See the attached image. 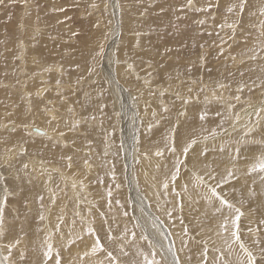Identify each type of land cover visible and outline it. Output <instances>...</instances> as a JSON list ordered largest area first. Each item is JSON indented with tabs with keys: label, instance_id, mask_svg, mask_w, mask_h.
I'll return each instance as SVG.
<instances>
[{
	"label": "rangeland",
	"instance_id": "1",
	"mask_svg": "<svg viewBox=\"0 0 264 264\" xmlns=\"http://www.w3.org/2000/svg\"><path fill=\"white\" fill-rule=\"evenodd\" d=\"M186 2L187 0H4V4L0 5V132L9 134L14 131L16 133L24 131L27 143H35L38 140L37 143L40 146L45 147L47 144L48 148L51 144H57L56 147L61 150H70L71 153L68 157H71V161L76 167L81 163L84 166L86 160L87 163H90L92 158L100 161V163H93L95 169L91 175L85 177L83 174H86L87 171L83 173L78 170L75 176L81 182L88 181L93 190L91 191L92 195L89 196L90 205L93 206H90V220L87 223L76 217L75 226L86 233L88 225L91 224L97 230L102 242H105L109 226L113 228L114 235L127 228L129 235L126 238L125 251L129 255L124 256L118 251L114 252L121 264H144L143 256L140 253L142 252L151 259L153 251L156 252L155 259L162 261V264H177V260L179 264H186V258L192 260V264H204L205 259L206 264H223L220 260L221 252L224 254L225 261H228L229 264H237L238 257L242 256L238 246L229 250L225 243L226 237L217 235L216 226L220 217L219 214H216L215 209L218 207V202L208 203L205 198L207 195L206 186L198 184V197L205 201L201 206L200 203L191 200L192 194L188 199L187 196L177 195L176 197L179 190H176L178 187L175 188L174 184L176 180L184 184L189 176L188 173H193L189 157L192 156V150L195 151L198 144L204 147L198 154L202 159L200 164L204 165L206 169L205 171H195V173L199 174L205 185H215L218 180H221L217 168L213 167L215 158L223 160L225 163L223 166L225 165L227 168L229 162L236 163L239 156L241 157L239 162H241L251 158V155L261 154V146L258 143H251L252 138L244 136V134L250 126L248 124L249 114L264 105V87L257 86L254 90L246 88L243 93H238L236 89L241 82L249 85L252 81H256L257 85L264 83V79L257 75V73L264 75V27H262L264 16L260 14L264 10V0H250L240 26L236 28L234 38H230L233 35V30L228 25L240 18L235 14L228 13L227 8L236 0H211L213 4L219 3V7H213L211 12L198 10L202 7L207 9L209 0H194L193 8L184 7ZM93 5L96 6L93 7ZM201 21L204 23L201 24ZM128 23L133 28L128 26ZM221 24L224 25L222 29L219 27ZM220 51L224 52L223 56L219 55ZM126 54L129 55L130 60L136 56L131 61L132 69L125 62ZM253 55H256V59L249 58ZM233 56H235V60L231 58ZM151 64L156 67L150 69ZM114 65H122L125 69L130 68L126 77L118 78L114 73ZM146 66L151 74L144 70ZM55 68H59V71H54ZM108 71L113 74L110 75ZM241 72L244 73L243 76L240 75ZM118 80L119 82H117ZM130 80L136 85L147 84L146 90L157 92L159 95L157 98L161 101L159 108H154L148 114L141 112V107L130 99L129 95L134 93L128 87L131 86ZM58 81L59 83H57ZM220 84L231 86L220 88ZM143 86L145 87V85ZM189 87L196 91V95H194L196 97L189 94ZM256 91L259 92L256 93ZM45 93H51V97H45ZM236 95H241L240 101L235 100ZM192 96L193 98H191ZM53 97H62L69 104H67L68 107L64 106L58 109V111H62L60 113L57 111V114L67 116L71 123L73 121L72 124L76 121L80 123L75 128L71 123L62 121L59 122V126L52 125V133L56 139L50 142L46 139L40 140V138L33 137L28 130L23 129L26 124L40 129L39 126L30 123L31 114H38V109L34 104L40 100L39 104H42L44 108H49ZM186 99L190 100L187 103L188 109L203 105L202 108H199L205 110L204 113H208L207 120L203 121V124L206 122L205 125H208V121L210 124L217 122L223 127L218 126L219 128L215 130L218 134L212 139H209L208 136L205 141L197 142L189 150L185 159L181 153L186 144H178L177 138L180 125L191 121V114H181L186 110L184 102ZM116 101L119 102L118 106L115 105ZM72 103L76 107H73ZM249 103L251 108H248ZM229 105H234V107L229 108ZM69 107L72 109L71 111H68ZM165 108L168 109L167 112H164ZM214 109L218 112H212ZM20 111L25 115L23 117L24 125H19L14 116ZM132 115L138 121L136 125L130 119ZM142 115L147 118L154 115L155 119H159L157 123L152 124L151 131L144 132L142 136L165 131L164 142L162 141L160 145L162 148H167L169 133L175 129L177 159L183 161L179 165V177L174 184L172 182L169 184V187H174L176 205L172 201L167 207L151 202L148 192L153 193V188L147 187L138 178L144 176L142 171L144 169L142 162L144 154L143 151H139L138 160L135 161L133 150L136 148V139L138 138L136 134L140 132L144 124ZM235 115L240 116L239 123H236L232 118ZM261 115L259 131L253 133L257 141L264 137L262 136L264 135V113ZM93 117L95 119H92ZM3 120L7 121L5 127H3ZM252 121L255 122L254 115H252ZM67 125H71V131H66L63 128ZM132 128L137 131H133ZM224 129L227 131L225 132ZM233 131L236 136L232 135ZM61 132L65 135L61 136ZM67 132H70V137ZM99 137L110 143L109 151L102 150L105 143L102 146L103 144L99 143ZM10 139L14 138L10 137ZM245 139L249 140L246 145L241 143ZM6 142L7 140L4 142L0 139V198H2L0 200H3L6 194L4 185H7L8 188L0 245L13 243L19 239V245L11 252V264H40L45 244L39 245L38 241L40 235L46 236L45 231L42 230L43 227L47 226V229H52L54 240L60 237V235L56 236L59 232L52 228V224L45 220L51 221L53 212L57 208L67 211V206L74 200V196L81 198L80 190L84 187L79 183L80 186L76 187V191L72 193L60 178V174L55 171L59 169V172L65 174L66 177H71L68 179L72 180L73 176L66 174L63 169L68 157L64 162L55 165L49 159H43L37 153L24 149L23 146L19 151H16L17 147L14 144L8 145ZM207 144L210 145L205 147ZM84 146L91 149L87 150L86 154ZM256 148L259 149L257 153L258 149ZM237 150H239V154H237ZM164 152L166 153V151ZM108 153L112 154L111 157H114L115 161L113 158L108 159ZM246 153L251 155L248 156ZM215 154L218 156L216 157ZM208 157H211L212 162L206 161ZM19 159L23 160V165L17 173ZM25 165L27 168L24 167ZM84 168L87 170V167ZM209 174L216 177L217 180L216 178L210 179ZM144 178L150 181L148 176H144ZM244 178L242 181L233 178L224 183L222 187L217 188L221 195L245 212V216L241 218L243 240L249 235H256L255 232H248L249 226L254 227L253 229L264 227L259 225V221L264 218V195H260L264 192L262 191L264 190V174H245ZM38 181H45L49 185L47 192H53L50 199L44 198L45 193L34 191V184ZM257 182L261 184V187L259 186V190L258 188L254 189L257 191H255L257 195L252 198L248 195V189L250 185ZM254 185L257 186V184ZM234 187L235 189H233ZM72 188L74 189V187ZM95 189L99 193L95 192ZM156 190L158 192L155 191V193L161 196H169L167 193L163 194L161 187ZM109 191L112 193L110 208L107 195ZM14 192L16 196L13 195ZM32 192H35L34 196H32ZM40 197H43L42 201ZM181 204L183 205L182 210ZM208 204L213 209L207 212L200 210ZM78 205L79 202L76 203V206ZM250 209L251 211H249ZM100 213H104V216L101 217ZM224 213H227V209H224ZM41 215L45 217L44 220L40 219ZM105 219H107V223L104 222ZM175 223L178 224L175 225ZM136 225L139 226L136 227ZM146 225L150 231L158 233L157 238L151 237L152 233L147 232ZM15 226L19 227V232L14 231ZM185 228L188 230L187 234L184 231ZM132 231L136 233L135 241L132 240L130 234ZM76 236L69 237L62 244L56 240L50 241L52 244L54 243V252L57 250L60 252L62 264H69L73 260L76 261V264L81 263L80 253L71 251L73 245L79 247L80 241L75 244L71 243ZM142 236H147L154 248H150L148 241L142 239ZM260 237L264 239V231L260 233ZM205 245L207 246L206 258L203 256ZM106 246L114 247L110 243ZM248 246L254 252L257 251L256 247L254 249L251 245L248 244ZM0 252L3 255L0 256V261L3 264H9L4 259L8 256V250L0 247ZM20 252L26 253L24 260L20 259ZM36 256L40 258L33 259ZM100 257L104 259H102L103 262L108 264L104 253L85 257L82 264H96ZM194 258L200 259L199 263H196Z\"/></svg>",
	"mask_w": 264,
	"mask_h": 264
},
{
	"label": "bare ground",
	"instance_id": "2",
	"mask_svg": "<svg viewBox=\"0 0 264 264\" xmlns=\"http://www.w3.org/2000/svg\"><path fill=\"white\" fill-rule=\"evenodd\" d=\"M253 1V0H252ZM228 2V1H227ZM199 4V3H198ZM255 5H256V3H255ZM138 15V14H137ZM31 17H32V15H31ZM34 19H35V17H34ZM33 19V20H34ZM130 19V18H129ZM32 20V19H31ZM30 21V20H29ZM32 23V22H31ZM34 23V22H33ZM133 23V22H132ZM132 25V24H131ZM250 25V24H249ZM128 26H130V23H128ZM131 28H133L132 26H130ZM129 27V28H130ZM135 28V27H134ZM26 30V29H25ZM131 37V36H130ZM237 37V36H236ZM133 41V40H132ZM164 43V42H163ZM241 46V45H240ZM141 47V46H140ZM248 47V46H247ZM146 50V49H145ZM148 50V49H147ZM135 51V50H134ZM137 52H138V49L136 50ZM121 53V52H120ZM147 53V52H146ZM121 55V54H120ZM147 55V54H146ZM33 57V56H32ZM37 57V56H36ZM133 59L134 58H136V56H133L132 57ZM138 58V57H137ZM142 58V57H141ZM123 59V58H122ZM133 59H131L130 60V57H129V55L128 54H126L125 55V62L127 63V64H129L130 65V68H131V66L133 67V64L131 63V61H133ZM119 61V60H118ZM237 62V61H236ZM118 63V62H117ZM149 63V62H148ZM140 64V63H139ZM110 66V65H109ZM115 66V65H114ZM113 66V67H114ZM153 65L151 64V66H150V69H154L156 66H153ZM129 67V66H128ZM127 67V68H128ZM30 68V67H29ZM129 68V69H130ZM111 69H112V66H111ZM110 69V70H111ZM129 69H125V67L124 66H122V65H116L115 66V68H114V73H116V75L118 76V78H120L121 79V77H124L127 73H128V70ZM132 69V68H131ZM145 71H148L149 72V74H151V72H150V70L147 68V66L145 67V69H144ZM54 71H59V68H55V70ZM132 72H133V70H131ZM102 72V71H101ZM109 72V74L110 75H112L113 74V72H111V71H108ZM101 74V73H100ZM115 75V74H114ZM145 75V74H144ZM257 75H258V77H260L261 79H264V75H261V74H258L257 73ZM126 77V76H125ZM117 82H119V80L117 81ZM73 83V82H72ZM40 84V83H39ZM120 84V83H119ZM130 84H131V86H128V84H127V86L129 87V88H131L132 90H133V92L134 93H132L131 95H129L130 96V99H132L133 100V103L135 102V104H138L140 107H141V112H145V113H149V112H152V110L154 109V108H159V105L161 104V101H160V99L159 98H157L159 95L157 94V92H155V91H151V90H146L145 88L147 87V84H143V85H145V87L143 86V85H140V84H134L131 80H130ZM183 85H185L184 83H183ZM125 86V85H124ZM126 87V86H125ZM183 87V86H182ZM123 88V87H122ZM190 88V87H189ZM70 89V88H69ZM126 89V88H125ZM167 89V88H166ZM172 89H174L173 87H172ZM191 89V88H190ZM25 90V89H24ZM43 90V89H42ZM46 90V89H45ZM74 90H75V88H74ZM181 90V89H180ZM39 91V90H38ZM59 91V90H58ZM77 91H78V89H77ZM170 91V90H169ZM172 91V90H171ZM187 91V90H186ZM260 91H262V90H260ZM263 91H264V89H263ZM28 92V91H27ZM41 92V91H40ZM48 92V91H47ZM184 92H185V90H184ZM259 91H256V93H258ZM26 93V92H25ZM56 93H59V92H56ZM70 93V92H69ZM75 93H76V91H75ZM187 93H188V91H187ZM74 94V93H73ZM180 94V93H179ZM186 94V93H185ZM189 94H192L193 96L194 95H196V91L194 90H191V91H189ZM188 94V95H189ZM28 95V94H27ZM51 95V93H45V97H51L50 96ZM76 96V95H75ZM79 96V95H78ZM193 96L191 97V98H193ZM83 97V96H82ZM127 97V96H126ZM132 97V98H131ZM194 97H196V96H194ZM38 98V97H37ZM128 98V97H127ZM209 98V97H208ZM214 98V97H213ZM33 99V98H32ZM126 99V98H125ZM72 100V99H71ZM218 100V99H217ZM39 101L40 100H38V101H36V103L34 104V106L38 109V114L36 115V114H31V116H30V123H33V125H37V126H39L40 127V129H38V128H35V127H33V126H31V125H29V124H26V126H24V129L23 130H28V132L29 133H32L31 134V136H33V137H37V138H40V140H48V141H50V142H53V140L54 139H56V137L54 136V134L52 133V129H53V127H52V125H56V126H59V122L60 121H62V122H69V123H71V121L68 119V117L67 116H65V115H59V114H57V111H58V109H61L62 107H64V106H67L68 107V103H66V101L65 100H63V98L62 97H53V101H51L50 102V104H49V108H44V106H42V104H39ZM68 101H69V99H68ZM129 102V101H128ZM131 102V101H130ZM151 103H152V105H151ZM68 104V105H67ZM121 104V103H120ZM125 104V103H124ZM72 105H73V107H76L73 103H72ZM71 105V106H72ZM116 106H118L119 105V102L118 101H116V104H115ZM128 105V104H127ZM131 105V104H130ZM132 105H134V104H132ZM225 105V104H224ZM70 106V107H71ZM185 112H183V115H185L186 113H189V114H191V116H190V122L189 123H187V124H182V125H180L181 126V128L179 129V131L180 132H178L179 133V135H178V138H177V142H178V144H180V145H183V144H187L191 139H196L197 140V142H202V141H205L206 139H205V137H208L209 139H212V137L213 136H211V132H215V130L216 129H218L219 127V123H217V122H213L212 124H210V121H208L209 122V124L207 125H205V123L203 124V121H201L200 119H199V117H200V115L202 114V113H204V111L202 110V109H200L199 107H201L202 108V106L203 105H201V106H194L192 109H188L187 107H188V104H185ZM70 107H69V109H68V111L70 110ZM82 107V106H81ZM213 107V106H212ZM228 107V106H227ZM220 108V107H219ZM67 109V108H66ZM212 109V108H211ZM211 109H209V110H211ZM217 109V108H216ZM214 109V110H212V112H215V111H217V110H219V109ZM221 109V108H220ZM229 109V108H228ZM64 110V109H63ZM72 110V109H71ZM62 110H60V111H58L59 113L61 112ZM228 111V110H227ZM76 112V111H75ZM207 112V111H206ZM218 112V111H217ZM81 113V112H80ZM113 113H114V111H113ZM220 113V112H219ZM127 114V113H126ZM134 115H136L135 113H133ZM188 114V115H189ZM208 114V113H207ZM237 114V113H236ZM81 115V114H80ZM79 115V116H80ZM134 115H132L131 117H130V119H131V121H133V123L135 122V125L137 124V120H135L134 119ZM16 118V122L19 124V125H24L25 124V121H24V119H23V117L25 116L24 115V113L22 112V111H20V112H18V114L17 115H14ZM55 117V119H52V117ZM124 116H125V114H124ZM143 117H142V119H143V122H144V124H143V126H142V128L140 129V132L138 133V134H136V135H138V140L136 139V145H135V150H133V158L135 159V161H137L138 160V153H139V151H143V154H144V158H142V162L144 163V165H143V168L144 169H142V171L144 172V176H148L149 177V179H150V181L149 180H147V179H145L144 178V176L142 177V176H139L138 178L140 179V181L141 182H143V183H145L146 184V186L147 187H149V188H153V193H151V192H148L149 193V196H150V201L151 202H155V203H159V204H163L165 207H167V205L169 206V204L171 203V201L176 205V203H175V195H174V193H173V186H170V187H168V189H167V191H165V189H164V187H163V183L164 182H168V184H170V182H172L171 181V176L173 175V173L175 172V165H174V162H175V164H176V159H177V156H178V152H176L175 154H173L171 151H169L167 148H162V147H160V145L162 144V141H163V139H164V136H165V131H160V132H158V133H156V134H152V135H148V136H142V134L144 133V132H149V131H151V129H152V124L153 123H157L158 121H159V119L158 118H154L155 116L154 115H151V116H149L148 118L145 116L144 117V115H142ZM61 117V118H60ZM129 117V116H128ZM157 117V116H156ZM8 118V117H7ZM7 118H6V120H7ZM9 119V118H8ZM207 120V119H206ZM205 120V121H206ZM209 120V119H208ZM212 120V119H211ZM82 121V120H81ZM96 121V120H95ZM114 122H115V120H114ZM212 122V121H211ZM235 122V121H234ZM3 124H4V126L3 127H5V125H6V123H7V121H4L3 120V122H2ZM72 123H73V121H72ZM71 123V125H73ZM19 125L17 126V128L19 127ZM71 125H67V126H65V127H63V128H65V130L66 131H69L68 129H70V126ZM26 127V128H25ZM69 127V128H68ZM81 127V126H80ZM141 126H140V124H139V128H140ZM41 128H43V129H41ZM66 128H68V129H66ZM78 129V128H77ZM133 129V128H132ZM59 131L61 130V128L60 129H58ZM81 130V129H80ZM137 131L136 129H133V131ZM9 131H11V130H9ZM31 131V132H30ZM51 131V132H50ZM236 131V130H235ZM80 132V131H79ZM262 132V131H261ZM26 133V132H25ZM35 133V134H34ZM43 133H47V135H43ZM68 133V136L70 137L71 135H70V132H67ZM137 133V132H136ZM233 134V136L235 135L234 134V131L232 132ZM263 133V132H262ZM128 135H129V133H127ZM134 135H135V133H133ZM170 134V133H169ZM228 134V133H227ZM37 135H41V136H37ZM132 135V134H131ZM57 136V135H56ZM236 136V135H235ZM238 136V135H237ZM244 136H245V134H244ZM262 136H264V135H262ZM10 137H13L14 139H10ZM25 134H24V131H22V132H13V133H4L3 131L2 132H0V139L2 140V141H4L5 142V140H7V144L9 145V144H14L17 148H16V151H19L20 149H21V147L23 146V148L24 149H26V150H29V151H31L32 153L34 152V153H37L38 155H40L43 159H49L50 161H52V162H54V164L56 165V164H58L59 162H64L66 159H67V157L70 155V150L69 151H67V150H61L59 147H56L57 146V144H55V145H52L51 144V146L48 148V145L46 144L45 145V147L44 146H40L37 142H38V140L37 141H35V143H27V140L25 139ZM127 137V136H126ZM132 137V136H131ZM223 137V136H222ZM226 137V136H225ZM232 137V136H231ZM5 138V139H4ZM21 138V139H20ZM58 138H61V137H58ZM227 138V137H226ZM240 138H241V136H240ZM243 138V137H242ZM25 139V140H24ZM126 139V138H125ZM132 139H133V137H132ZM208 139V140H209ZM231 139V138H230ZM259 139V138H258ZM98 140H99V143L100 144H103V143H105V146H104V144L102 145V146H104L103 148H102V150H105V152H106V150H108V149H111V145H110V143H107V142H105V140L102 138V137H99L98 138ZM131 140V139H130ZM220 140V139H219ZM227 140V139H226ZM95 141H96V139H95ZM221 141H223L222 139H221ZM220 141V142H221ZM239 141V140H238ZM259 141V140H258ZM164 142V141H163ZM130 143V142H129ZM206 143V142H205ZM60 145H63V144H60ZM210 144H207L205 147H207V146H209ZM214 146H217V145H215V144H213ZM133 146V145H132ZM10 147V146H9ZM13 147V146H12ZM255 147V146H254ZM134 148V147H133ZM204 147H202V146H200L199 144L196 146V148H195V151L194 150H192V156H190L189 157V162H190V168L192 169V171H193V173L192 174H190V173H188V175L190 176H188V178H187V180H186V182L184 183V184H181L180 182H177L178 180H176V183L174 184V186H175V188L176 187H178V189H176L177 191L179 190V193H180V196H187L186 198L188 199L189 198V195H191L192 194V198H191V200L194 202V201H196L198 204L200 203L201 204V206H203V199L201 198V197H198L199 196V194L197 193V189L199 188V183H198V181H197V177H199V174L198 173H195V171H205V166L204 165H201L200 164V161L202 160V159H200L201 157L199 156V152L203 149ZM253 148V147H252ZM90 148L87 146H84V151H85V154L87 153L86 151L87 150H89ZM131 149V148H130ZM164 149H166V150H164ZM256 149H258V148H256ZM91 150V149H90ZM109 151V150H108ZM157 151H162V152H164V151H166V153L164 154V155H162V156H157V155H155V153L157 152ZM254 151V150H253ZM259 151V149L256 151V153ZM247 152V151H246ZM252 152V151H251ZM114 153V152H113ZM129 153V152H128ZM245 153V152H244ZM146 154V155H145ZM196 154V155H195ZM202 154V153H201ZM211 154V153H210ZM214 154V153H213ZM216 154H217V152H216ZM215 154V156L217 157L218 155H216ZM220 154V153H219ZM248 156L249 155H251V154H248V153H246ZM258 155L257 156H255V155H251V158H249L248 160H245V161H241V162H239V160H240V156L239 157H237V159H236V163H234V164H231L229 161H227V162H229V165H227V168H225V165L223 166V164H225L224 163V161L223 160H218V159H216L215 158V156H214V160H215V162H214V165H213V167H216L217 168V170H218V172L220 173V178H223V177H226V174L225 173H227V171L229 170V169H231V170H233L234 172H235V175H236V180H243V179H245L244 178V176H245V173L247 172V168L249 167V165L255 160V158L256 157H258L259 155H260V153H257ZM112 156V154H110V153H108V155H107V157H108V159H110V158H113L114 159V157H111ZM87 157V156H86ZM223 157H224V153H223ZM223 157H221V158H223ZM228 157V156H227ZM90 158V157H89ZM220 158V157H219ZM233 159H235L234 157H232ZM231 158V160H233ZM229 159V158H228ZM20 161L17 163V173L21 170V166L23 165V160L22 159H19ZM60 160V161H59ZM205 160V159H204ZM225 160H227V159H225ZM114 161H115V159H114ZM206 161H211V157H208V158H206ZM96 162H98V163H100V161L99 160H95V159H91L90 160V163H87V164H85L84 166H83V164L81 163V165L80 166H78V167H76L74 164H73V162L71 161V160H69L68 159V161L64 164V167H63V169H64V171H65V173L66 174H69V175H71V176H73V178H72V180H70V179H68V178H71V177H66V175L65 174H62L61 172H59V169L58 170H55V168H53V170H55L57 173H59L60 174V178L61 179H63V182L64 183H66V185L71 189L70 191L73 193L74 191H76V187H79L80 186V184L79 183H81L82 184V186L84 187V188H82L81 190H80V196H81V198L78 196L77 198L74 196V200L73 201H71V203H70V205H68L67 206V211H64L63 209L62 210H60L61 208H57V209H55L54 210V212H53V217H52V219H51V221H47V220H45V222H50L51 224H52V228H56V225H57V223L59 222L58 221V217H60V216H63V218H64V223L61 225L63 228L61 229L60 228V231H59V233L56 235V236H59L60 235V237L59 238H57V239H55L56 240V242L57 241H59V242H61V244H62V242H64L65 240H67L69 237L70 238H73V236L74 235H81V236H84V238H85V241L86 242H88L89 244H90V242H91V238H88V236L86 235V233H84L83 232V230H81L80 228H77L76 226L73 228L72 226H71V224H72V221L73 220H75V218L76 217H78V218H80L81 220H84V221H86L87 223L89 222V220H90V215H91V210H90V206L91 207H93L92 205H90V201H89V196H91L92 194H91V191H93L92 190V187H91V185L89 184V182L88 181H86V182H81L80 180H78V179H76V175H77V172H78V170L79 171H81V172H86V174H83L85 177L87 176V175H91L93 172H94V169H95V166H94V164L93 163H96ZM212 162V161H211ZM106 163V162H105ZM61 164V163H60ZM206 164V163H205ZM228 164V163H227ZM69 165H71L70 167H69ZM102 165V164H101ZM111 165V164H110ZM114 165V164H113ZM106 166V165H105ZM52 167H54V166H52ZM84 167H87V170L84 168ZM62 168V167H61ZM108 168V167H107ZM194 168V169H193ZM222 168H224V169H222ZM60 170H62V169H60ZM210 171V170H209ZM110 172V171H109ZM206 172H208V171H206ZM205 173V172H204ZM203 173V174H204ZM2 174H3V172H2ZM21 174V173H20ZM116 174V173H115ZM207 174V173H206ZM214 174V173H213ZM195 175V176H194ZM51 176H53V175H51ZM138 176V175H137ZM7 177V176H6ZM255 177V176H254ZM94 178V177H93ZM216 178V177H215ZM248 178V177H247ZM246 178V179H247ZM256 178V177H255ZM259 178V177H258ZM179 179H181V178H179ZM185 179V178H184ZM248 179H250V178H248ZM247 179V180H248ZM257 179V178H256ZM132 180V179H131ZM216 180H217V178H216ZM258 180V179H257ZM33 181H35V180H33ZM208 181V180H207ZM211 181V180H210ZM251 181H252V179H251ZM250 181V182H251ZM260 181V180H259ZM258 181V182H259ZM209 182V181H208ZM240 182V181H239ZM250 182H248V183H250ZM253 182H256V181H253ZM254 183V184H257V186L256 185H250V188L248 189V191L249 190H254L255 188H258V190H259V188L261 187L260 185L261 184H259V183ZM261 182V181H260ZM142 183V184H143ZM210 183V182H209ZM15 184V183H14ZM13 184V185H14ZM75 184V187H74V189L72 188L73 187V185ZM88 184V185H87ZM199 184V185H198ZM238 184V183H237ZM245 184V183H244ZM252 184V183H251ZM264 184V183H263ZM132 185H133V183H132ZM185 185H187V191H185V188H184V186ZM240 185H241V183H240ZM240 185H239V187H240ZM243 185V184H242ZM201 186V185H200ZM204 186V185H203ZM260 186V187H259ZM162 188L163 189V194H169V196H161L160 194H157V193H155V191H157L156 189H159V188ZM236 187V186H235ZM235 187L233 188V189H235ZM239 187H237L238 189H239ZM13 188H14V186H13ZM15 188H16V186H15ZM49 185H47L46 184V182L45 181H43V182H41V181H38V182H35V184H34V191L35 192H43V193H45L44 194V198L45 199H50V197L53 195V192L51 191V192H47L49 189ZM90 188V189H89ZM94 188V187H93ZM243 188V187H242ZM8 189V188H7ZM241 189V188H240ZM170 190H172V192H170ZM199 190V189H198ZM243 190H244V188H243ZM243 190H241V191H243ZM132 191H133V189H132ZM176 191V192H177ZM240 191V192H241ZM245 191V190H244ZM254 191H256V190H254ZM262 191H264V190H262ZM35 192H32L31 194H32V196H34L35 195ZM95 192H98L99 193V191L98 190H96L95 189ZM158 192V191H157ZM238 192V191H237ZM236 192V193H237ZM257 192V191H256ZM18 193V192H17ZM200 193V192H199ZM244 193V192H243ZM245 193H247V192H245ZM262 193H264V192H262ZM15 194V192L13 193V195ZM202 194V193H201ZM11 195V194H10ZM18 195V194H17ZM74 195V194H73ZM84 195V196H83ZM203 195V194H202ZM201 195V196H202ZM236 195V194H235ZM245 195H247V194H245ZM249 195V194H248ZM247 195V196H248ZM5 196V195H4ZM15 196H16V194H15ZM238 196V195H237ZM259 196V195H258ZM19 197V196H18ZM176 197H177V195H176ZM191 197V196H190ZM262 197V196H261ZM264 197V196H263ZM11 198H12V196H11ZM16 198V197H15ZM23 198V197H22ZM61 198V197H60ZM248 199L250 198V197H247ZM260 198V197H259ZM0 199H2V198H0ZM56 199H59V198H56ZM183 199V198H182ZM257 199V198H256ZM32 200V199H31ZM53 201L55 200V197H54V199H52ZM51 200V201H52ZM62 200V199H61ZM258 200V199H257ZM19 201H21V200H19ZM33 201V200H32ZM35 201V200H34ZM63 201V200H62ZM183 201H184V199H183ZM245 201V200H244ZM246 201H248V200H246ZM249 201H252V200H249ZM18 202V201H17ZM16 202V203H17ZM29 202V201H28ZM77 202H79V205L78 206H76V203ZM16 203H14V204H16ZM204 203H205V201H204ZM207 203V202H206ZM249 203V202H248ZM252 203V202H251ZM262 203V202H261ZM21 204V203H20ZM253 204V203H252ZM12 205V204H11ZM17 205H18V203H17ZM26 205V204H25ZM28 205V204H27ZM65 205V204H64ZM256 205H258V204H256ZM190 206V205H189ZM15 207H17V206H15ZM26 207V206H25ZM157 207V206H156ZM178 207H179V205H178ZM256 207V206H255ZM255 207H253V208H255ZM28 208V207H27ZM29 208H31V207H29ZM50 208V207H49ZM181 208V207H180ZM203 208V207H202ZM210 209H213V207H211L209 204H208V206H206L205 208H203V209H200L201 211H203V212H207V211H210ZM29 210V209H28ZM31 210V209H30ZM148 211V210H147ZM200 213V212H199ZM203 215V214H202ZM207 215V214H206ZM261 216V215H260ZM262 216H263V214H262ZM139 218V217H138ZM196 218H197V216H196ZM259 219V218H258ZM140 220V219H139ZM195 220V219H194ZM260 220V219H259ZM16 221V220H15ZM174 222V221H173ZM217 222V221H216ZM254 222H256L255 220H254ZM258 222V221H257ZM82 223V222H81ZM198 223V222H197ZM142 225H143V223H141ZM174 224V223H173ZM172 224V225H173ZM176 224H178V223H175V225ZM45 225V224H44ZM175 225H173V226H175ZM251 225V224H250ZM49 226V225H48ZM60 226V227H61ZM253 226H255V225H253ZM217 227V226H216ZM44 229H42V230H44L45 231V234H46V236L45 235H43V236H39L40 237V240L38 241V244L39 245H41V244H45L46 243V238L48 237V236H51V241H55L54 240V238H53V235H54V233L52 232V229H47V226H45V227H43ZM171 228V227H170ZM195 228V227H194ZM254 228V227H253ZM53 229V230H54ZM146 230H147V232H149L150 230H149V227L146 225ZM174 230V229H173ZM14 231L15 232H19V227L18 226H15V228H14ZM49 231H50V235H49ZM56 231V230H55ZM57 232V231H56ZM100 232V231H99ZM151 233H152V235H151V237L152 238H157L158 236H157V234H155L156 232H154V231H150ZM63 233V234H62ZM172 233V232H171ZM63 235V236H62ZM182 236V235H181ZM205 236H208V235H205ZM209 236H210V234H209ZM184 238V237H183ZM246 238H247V240H246ZM245 238V240H246V242L249 244V245H251L254 249H255V245L254 244H252V239L254 238V236H251V235H249V237H246ZM182 239V238H181ZM210 239V238H209ZM209 239H207V240H209ZM55 242V243H56ZM179 242V241H178ZM180 243V242H179ZM54 244V243H53ZM52 244V245H53ZM22 247H24V246H22ZM56 247H57V245H56ZM86 249H85V245H84V243H82L81 241H80V243H79V247H77L76 245H73L72 246V248H71V251L73 252V253H82L83 251H85ZM65 252H67V251H65ZM1 253L2 252H0V256H3V255H1ZM21 253V252H20ZM38 254V253H37ZM202 254V253H201ZM20 255V254H19ZM180 257V256H179ZM217 257V256H216ZM40 257L39 256H36V258H33V259H39ZM64 258V257H63ZM98 258V257H97ZM181 258H184V257H181ZM233 258V257H232ZM103 258H101L100 257V260L96 263V264H107V263H105V261L103 262V260H102ZM187 260H185V261H187L186 262V264H192L193 263V261L192 260H190V259H188V258H186ZM195 259V258H194ZM235 259V258H234ZM200 260V259H199ZM197 258L194 260V261H196V263H199L198 261H199ZM233 261V260H232ZM7 262V261H6ZM201 262V261H200ZM79 264H81V263H79Z\"/></svg>",
	"mask_w": 264,
	"mask_h": 264
},
{
	"label": "snow or ice",
	"instance_id": "3",
	"mask_svg": "<svg viewBox=\"0 0 264 264\" xmlns=\"http://www.w3.org/2000/svg\"><path fill=\"white\" fill-rule=\"evenodd\" d=\"M4 4V0H0V5ZM250 4V0H236L235 3H231L230 6L227 8V12L230 14H235V16H237L240 19H237L236 21H234L233 23L229 24L228 27L231 28L233 30V35L230 38H234V34L236 31V28L240 26L242 17L245 13L246 8L249 6ZM96 5H93V7H95ZM194 6V0H187L186 4L184 5V7L187 8H193ZM213 7H219V3H215L213 4L211 2V0H209L208 5H207V9L205 8H199V11H212ZM183 10V9H181ZM194 10H197L194 8ZM262 16H264V10L261 11L260 13ZM201 24L204 23V21L200 22ZM219 27L222 29L224 27L223 24L219 25ZM262 27H264V25H262ZM224 43H227V41H224ZM201 47H203V45H201ZM222 47V45H221ZM250 51H253L250 49ZM220 56L224 55L223 51L219 52ZM233 60H235V56L231 57ZM250 59H256V55H253L251 57H249ZM190 70V69H189ZM241 76L244 75L243 72L240 73ZM59 83V81L57 82ZM231 85H225V84H220L219 87L220 88H225V87H230ZM264 87V83H261L260 85L256 84V81H252L251 85L247 84V83H243L241 82L240 84H238L237 86V92L238 93H243L245 91L246 88H249L251 90H254L255 87ZM189 91H191V89L189 88ZM236 101H240L241 100V95H236L235 97ZM186 104L190 102V100L186 99L184 101ZM234 107V105H229V108ZM251 104H248V108H251ZM71 111V109H70ZM168 109L165 108L164 112H167ZM245 111H247V109H245ZM262 113H264V105H262L261 107L254 109V111L252 113L249 114L248 117V124L250 125L247 128V131L245 133L246 136L251 137V143H258L261 146V154L255 158V160L249 165L247 172L245 173L246 175H251L253 173H261L264 174V137H262L259 141H257L255 139V137L253 136V133L256 131H259V126L261 125V120H262ZM183 115V113H181ZM221 116H223L222 113H220ZM252 115L255 116V122L252 121ZM233 119H235L236 123H239L240 121V116L239 115H235L234 117H232ZM52 119H55V117L53 116ZM92 119H95V117H93ZM199 119L201 121H205L207 119V113H202L199 117ZM79 121H76L73 124V128L78 127L79 126ZM178 127V125H177ZM220 127H223V125H220ZM72 129L70 128L69 131H71ZM224 131L226 132L227 129H224ZM31 135V133H29ZM212 136L217 135L218 133L216 132H211L210 133ZM43 135H47V133H43ZM61 136L65 135V133L61 132L60 133ZM168 144H167V148L169 151H171L173 154L176 153L177 148L175 145V129H173V131L170 133V135L168 136ZM205 139H207V137H205ZM197 143L196 139H191L185 146H183L182 148V155L185 157V159L187 158L188 152L189 150ZM242 144L246 145L249 143V140L245 139L243 141H241ZM164 153L162 151H157L155 153V155L157 156H162ZM206 155V153H204ZM237 154H239V150H237ZM146 155V154H145ZM69 160H71V157H68ZM85 163L87 164V160L85 161ZM183 161H181L180 159L176 160V164H175V172L173 173V175L171 176V181L174 184L175 180L179 177L180 174V167L179 165L182 164ZM71 165H69L70 167ZM25 168H27V165L24 166ZM209 178L210 179H215L214 176H211V174H209ZM236 178L235 176V172L231 169H229L227 171L226 177L221 178V180H218L216 182L215 185H205V182L202 178L197 177V181L200 185H204L207 188V195H206V199L208 200V203L211 204L214 201L218 202V207H216L215 212L216 214H219V221L217 224V235H224L226 237L225 243L228 247L229 250H232L234 246H238L242 256L238 257V261L237 264H264V239H262L260 237V233L262 231H264V227H257L255 229H253L251 226L248 227V232L249 233H253L255 232L256 235L254 236V238L252 239V244H254L256 246L257 251H253L248 244L245 242V240L242 239V228H241V218L245 216V212L241 210L240 207H237L235 204L231 203L229 200H227L225 198L224 195H221L220 192L217 191L218 187H222L224 183H227L229 180ZM73 187H75V184L73 185ZM163 187L165 189V191H167L169 184L168 182H164L163 183ZM185 191H187V185L184 186ZM4 190H5V196L3 198V200H0V237L3 236V228H4V208L7 205V185H4ZM108 198H109V208L111 207V196L112 193L111 191H109L107 193ZM176 195H180V193H176ZM249 195L252 198H255L257 193L254 190H249ZM260 195H264V193H260ZM41 201L43 200V197H40ZM241 203H243V201H241ZM181 210L183 209V205L181 204ZM224 209H227V213H224ZM251 211V209L249 210ZM101 217L104 216V213H100ZM124 215L126 216L127 213L125 212ZM169 215H171V213H169ZM41 220H44L45 217L43 215L40 216ZM58 223L56 225L55 230L57 232L60 231V226L64 223V218L63 216L58 217ZM105 223H107V219H105L104 221ZM181 222L183 223V219L181 218ZM94 223V222H93ZM76 224V221L73 220L71 226L74 228ZM259 225L264 226V218H262L259 221ZM139 225H136V227H138ZM185 233L187 234V228L184 229ZM131 237L132 240L135 241L136 240V233L134 231H132L131 233ZM86 235L88 237H91V243L89 244L88 242L85 241L84 236L78 235L76 236V238L74 240H72V244H75L77 241H81L82 243H84L85 245V251H83L81 254H79L80 257V262L82 264L83 259L85 257H89V256H96L99 253H104L105 257L108 261V264H121L120 260L118 259V257L116 255H114V252L118 251L120 254L124 255V256H128L129 253L127 251H125V242H126V238L129 235V230L127 228L123 229L122 232H118L115 235L113 234V228L111 226L108 227L107 230V234L105 237V242H102L101 237L97 234V230L95 228H93L91 226V224L88 225L87 230H86ZM142 239H144L145 241H148L149 243V247L150 248H154V245L152 244L151 241H149V238L147 236H142ZM51 241V236H48L46 238V243L44 245V251L42 253V257L43 259L40 261V264H49V262H51V264H62V260H61V254L60 252L57 250L54 252L53 250V245L50 242ZM20 240L17 239L15 240V242L13 243H9V244H2L0 245V247L6 248L8 250V256H6L4 259L7 260L9 262V264H11V252L12 249L17 247V245H19ZM113 244L114 247H107L106 244ZM71 246V245H70ZM139 251V250H138ZM143 256V260H144V264H162V261H158L155 259L156 256V252L153 251L151 254V259L147 256L144 255L142 252L140 253ZM203 256L206 258L207 257V246L205 245V249L203 252ZM26 258V253L21 252L20 253V259L24 260ZM220 260L223 262V264H229L228 261L224 260V254L223 252H221L220 255ZM0 264H3L2 261H0ZM69 264H76V261H70ZM177 264H179V261L177 260ZM204 264H206V259L204 261Z\"/></svg>",
	"mask_w": 264,
	"mask_h": 264
}]
</instances>
